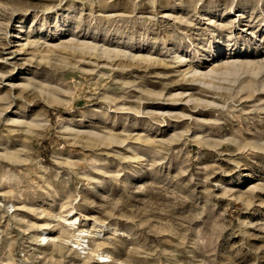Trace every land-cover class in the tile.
<instances>
[{
    "label": "rangeland",
    "instance_id": "374dc122",
    "mask_svg": "<svg viewBox=\"0 0 264 264\" xmlns=\"http://www.w3.org/2000/svg\"><path fill=\"white\" fill-rule=\"evenodd\" d=\"M0 264H264V0H0Z\"/></svg>",
    "mask_w": 264,
    "mask_h": 264
},
{
    "label": "bare ground",
    "instance_id": "6f19581e",
    "mask_svg": "<svg viewBox=\"0 0 264 264\" xmlns=\"http://www.w3.org/2000/svg\"><path fill=\"white\" fill-rule=\"evenodd\" d=\"M57 217L62 218L64 221H66L65 225H67L69 227L75 226L77 221H78V218L73 216V215L68 216V217L57 215ZM86 233H87V231L84 229L79 230L78 233L76 235H74L75 239L73 241L74 244H76L75 246L78 247L79 250H82L83 252L88 250V244L86 243L87 241L84 240V238H83ZM96 235L99 236L98 231L94 232V236H91V237H96ZM48 236H49L48 234H44L42 236V238L46 239ZM96 256L101 260V262H104L106 260V258H108L110 255H108V253H103V252L97 251Z\"/></svg>",
    "mask_w": 264,
    "mask_h": 264
}]
</instances>
